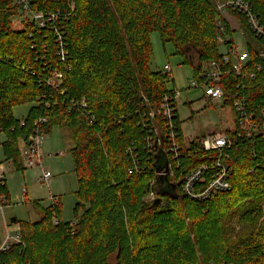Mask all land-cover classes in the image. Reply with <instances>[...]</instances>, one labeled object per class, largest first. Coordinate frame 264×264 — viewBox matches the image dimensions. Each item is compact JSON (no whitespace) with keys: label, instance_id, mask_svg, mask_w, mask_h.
<instances>
[{"label":"trees","instance_id":"obj_1","mask_svg":"<svg viewBox=\"0 0 264 264\" xmlns=\"http://www.w3.org/2000/svg\"><path fill=\"white\" fill-rule=\"evenodd\" d=\"M28 1L31 11L56 18L43 28L30 20L15 24L19 6L0 0L3 153L23 170L19 141L27 142L36 119L47 118L46 132L54 125L66 129L77 178L76 219L62 221V205L56 202L42 207L37 220H16L21 244L0 252V264H111L112 257L114 264H264V138H240L226 149L221 160L231 168L230 188L197 201L181 191L183 176L212 163L218 152L205 151L199 138L186 147L177 115L181 153L172 160V176L159 175L171 158L156 145L148 147L149 130L143 126L172 89L168 71L150 68L151 32L184 57L194 50L197 64L216 61L223 106L232 110L233 100L243 98L258 124L264 108V58L259 56L264 38L254 37L245 17L231 12L250 34L249 60L236 74L222 60L215 39L219 15L207 0H74V7L67 0ZM245 1L264 28V0ZM222 22L230 51L233 30ZM55 70L62 73L57 88L46 83ZM82 98L86 109L76 105ZM25 103L32 106L21 124L13 107ZM150 191L154 198L146 200ZM0 194L9 200L5 182ZM234 218L245 225L237 234Z\"/></svg>","mask_w":264,"mask_h":264},{"label":"rangeland","instance_id":"obj_2","mask_svg":"<svg viewBox=\"0 0 264 264\" xmlns=\"http://www.w3.org/2000/svg\"><path fill=\"white\" fill-rule=\"evenodd\" d=\"M71 7H74V0H67ZM212 6L220 5L223 0H207ZM230 27L233 30V39L236 44L241 46L239 56L242 63L247 60L245 44L250 39L248 30L243 26L239 18H236L230 11H225ZM31 19L29 14L21 12L20 16L13 18L16 24H22ZM245 34L244 36L242 35ZM152 46V57L150 61L151 70H163L165 65L169 67L171 83L169 87L179 90L180 98L177 100L176 111L180 124V129L184 141L187 143L195 138H202L212 133H222L234 127L232 110L230 107L223 106V100L214 103L204 97L203 91L193 88L191 81L196 77L195 65L196 54L194 50L188 51V57L176 53L172 43H163L159 33H150ZM220 53L226 52L225 45H219ZM194 59L192 62L191 59ZM196 63V62H195ZM32 103L20 104L13 107V116L16 119H23L27 116ZM7 140L6 133L0 131V164L5 171V185L11 195L9 202L3 208L5 221L0 215V242L4 239L5 233H18V223L11 222V218L17 220L34 221L42 216V207L51 204V196L57 197L56 202L62 205L61 220L72 221L74 207L77 201L75 191L77 190V178L73 171V159L70 153L72 146L71 140L64 128L54 125L45 134L41 146V165L26 166L22 161L24 169L17 170L11 160H7L3 153L2 143ZM22 141H19V146ZM161 158V157H160ZM43 170L50 173L48 182L41 180ZM43 181V182H42ZM55 202V203H56ZM262 217L264 219V202L260 204ZM78 215L81 211L77 212ZM233 234L239 233L245 227L244 223L238 218L231 222ZM114 264L113 257L110 259Z\"/></svg>","mask_w":264,"mask_h":264},{"label":"built area","instance_id":"obj_3","mask_svg":"<svg viewBox=\"0 0 264 264\" xmlns=\"http://www.w3.org/2000/svg\"><path fill=\"white\" fill-rule=\"evenodd\" d=\"M19 6V11L31 16L30 21L35 23L37 28H43L47 23L54 22L56 15H45L43 12H33L30 10L28 0H14ZM219 17L216 19V26L218 32L215 35V39L224 45V37L221 33L224 31L223 20L225 18V11L235 12L245 17V22L250 33L257 38H264V28L260 23V20L256 13H254L252 7L245 0H223V2L216 6ZM227 21V20H226ZM57 40L61 45V35L57 34ZM62 46V45H61ZM241 46L239 44H233L230 51L222 53V60L226 63H231L232 69L239 74L244 66L241 58L239 56V50ZM247 50V49H246ZM65 51L63 48L58 52L60 59L64 60ZM259 56L264 58V52L261 51ZM248 59V53H247ZM196 65L198 67L197 77L191 81V85L194 88H199L203 91L204 97L209 99L214 103H219L225 97V92L223 87H221V75L222 71L216 61L209 60L207 62H202ZM256 69L259 71L261 67L257 65ZM163 70L169 71L168 65H165ZM250 78H254V73H249ZM62 73L60 71H53L52 74L46 78V83L57 88L61 85ZM180 98L179 90L171 89L169 92L165 93L161 100L158 108L149 112V117L151 122L147 125L143 124L144 128L147 129L148 133V147L156 145L171 158L170 161L167 160L166 168L160 172L159 175L172 176L174 171V166L172 160H176L181 153V144L177 141L176 126L174 124V119L177 117L176 105L177 100ZM76 105L78 108H87V104L84 98L77 101ZM232 116L234 121V127L232 129H227L222 133H212L208 136H203L200 139L202 148L205 151H217L218 158L210 164H199L189 170L184 176L181 184V191L189 196L190 198L201 201L209 198L211 195L226 191L230 188L229 176L231 173V168L228 164L222 162L221 158L226 149H229L233 143L240 138L251 139L258 136L264 138V108L259 111V116L261 118V124H258L254 119L253 115H249L246 110L245 102L243 98H235L232 105ZM159 119L164 125V132L161 131ZM47 122V118L42 116L36 119L33 123L32 132L28 135V140L24 143L21 153L22 160L25 162L26 166H37L41 165V146L45 138L46 131L43 125ZM23 124V121H20ZM151 125V128L148 127ZM227 131H231L233 134L230 135ZM153 134V135H152ZM184 141V139H183ZM192 141V140H191ZM154 143V144H152ZM189 142L184 141V145L188 147ZM152 148V147H151ZM5 171L0 165V184L5 182ZM50 178V173L43 170L41 180L45 183L48 182ZM42 181V182H43ZM154 198V192L150 191L146 195V200H152ZM51 203L57 201V197L51 196ZM7 204V200L4 196L0 194V215L5 221L3 215V208ZM54 223L59 222L53 219ZM73 222V220H72ZM21 238L19 231L14 234L8 232L5 233L4 239L0 242V252L8 251L13 245H20Z\"/></svg>","mask_w":264,"mask_h":264},{"label":"crops","instance_id":"obj_4","mask_svg":"<svg viewBox=\"0 0 264 264\" xmlns=\"http://www.w3.org/2000/svg\"><path fill=\"white\" fill-rule=\"evenodd\" d=\"M226 18V20L228 21V23H229V20H228V18L227 17H225ZM229 25H230V23H229ZM242 35L244 36L245 34H243L242 33ZM236 44V43H235ZM246 45V44H245ZM247 46V45H246ZM246 46H245V51H246V53H247V50H246ZM23 143H22V145H21V150H22V147H23ZM1 166H2V164H0ZM9 194V193H8ZM10 195V194H9ZM11 196V195H10ZM9 200H10V197H9ZM9 200L7 201V202H9Z\"/></svg>","mask_w":264,"mask_h":264},{"label":"water","instance_id":"obj_5","mask_svg":"<svg viewBox=\"0 0 264 264\" xmlns=\"http://www.w3.org/2000/svg\"><path fill=\"white\" fill-rule=\"evenodd\" d=\"M158 201H159V198H157V199L155 200V202H158ZM16 220H17V219H16L15 217H12L10 221L13 223V222H16Z\"/></svg>","mask_w":264,"mask_h":264}]
</instances>
